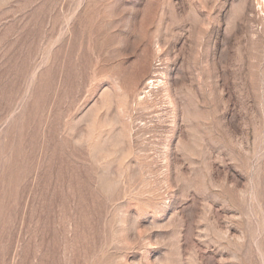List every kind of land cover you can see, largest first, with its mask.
I'll use <instances>...</instances> for the list:
<instances>
[{"label":"rangeland","instance_id":"obj_1","mask_svg":"<svg viewBox=\"0 0 264 264\" xmlns=\"http://www.w3.org/2000/svg\"><path fill=\"white\" fill-rule=\"evenodd\" d=\"M0 264H264V0H0Z\"/></svg>","mask_w":264,"mask_h":264},{"label":"bare ground","instance_id":"obj_2","mask_svg":"<svg viewBox=\"0 0 264 264\" xmlns=\"http://www.w3.org/2000/svg\"><path fill=\"white\" fill-rule=\"evenodd\" d=\"M119 69H121V68H119ZM158 73H160V72H158ZM154 75H155V74H154ZM161 75H162V74H161ZM161 75H160V76H161ZM150 77H151V76H150ZM154 77H155V76H154ZM152 85H153V83H152ZM180 88H181V87H180ZM179 91H180V90H179ZM179 91H178V92H179ZM181 93H183V92H181ZM169 95H170V94H169ZM175 96H176V95H175ZM175 96H174V97H175ZM177 97L179 98V95H178ZM180 100H181V99H180ZM178 102H180V101L178 100ZM182 103L185 104V102H182ZM170 105H171V104H170Z\"/></svg>","mask_w":264,"mask_h":264}]
</instances>
